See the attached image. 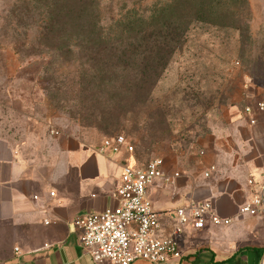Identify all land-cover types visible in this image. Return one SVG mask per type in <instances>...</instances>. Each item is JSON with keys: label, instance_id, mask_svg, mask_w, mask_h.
Wrapping results in <instances>:
<instances>
[{"label": "rangeland", "instance_id": "obj_1", "mask_svg": "<svg viewBox=\"0 0 264 264\" xmlns=\"http://www.w3.org/2000/svg\"><path fill=\"white\" fill-rule=\"evenodd\" d=\"M169 1L100 0L97 13L110 43L127 48L152 30L159 22L157 9ZM181 2L177 23L184 20ZM50 4L60 15V0H0V132L5 136L18 141L67 131L102 141L124 136L141 165L163 158L193 179L209 144L232 133L231 119L240 120L253 99L264 95V0H249L239 29L203 21L191 25L143 103L142 94L129 90L134 76L108 77L104 71L128 62H84L83 49L76 62H59L58 42L47 45L41 36ZM226 10L217 14L232 16ZM117 22L126 26L119 29ZM86 64L96 69L91 93L81 91L79 83Z\"/></svg>", "mask_w": 264, "mask_h": 264}, {"label": "crops", "instance_id": "obj_2", "mask_svg": "<svg viewBox=\"0 0 264 264\" xmlns=\"http://www.w3.org/2000/svg\"><path fill=\"white\" fill-rule=\"evenodd\" d=\"M252 119L253 125L244 114L231 119L232 133L209 144L197 177L166 162L168 173L181 177L150 188L154 209L163 215V236L173 228L174 211L191 199L210 200L221 216L233 219L226 228H187L179 238L181 259L168 264L264 261V217L238 214L251 197L249 179L264 195V113ZM103 141L72 131L18 141L0 132V264H95L81 244L76 219L116 208L123 167H144L125 151H101Z\"/></svg>", "mask_w": 264, "mask_h": 264}, {"label": "built area", "instance_id": "obj_3", "mask_svg": "<svg viewBox=\"0 0 264 264\" xmlns=\"http://www.w3.org/2000/svg\"><path fill=\"white\" fill-rule=\"evenodd\" d=\"M256 112L264 113V95L243 111L251 118L252 125L255 124L252 116ZM101 151L111 154L125 151L133 155L134 147L124 136H116L105 139ZM180 177L178 172L168 173L163 158H156L142 168L123 167L115 192L117 207L81 216L75 221L81 244L95 264H134L137 261L168 264L181 259L179 238L187 228L201 231L209 226L226 228L233 224L232 218L217 212L212 201L191 199L174 211L171 232L167 236L161 235L163 215L154 209L149 190L160 180L168 185ZM248 186L252 188L251 197L239 207L238 214L264 217V195L254 178L248 180Z\"/></svg>", "mask_w": 264, "mask_h": 264}, {"label": "trees", "instance_id": "obj_4", "mask_svg": "<svg viewBox=\"0 0 264 264\" xmlns=\"http://www.w3.org/2000/svg\"><path fill=\"white\" fill-rule=\"evenodd\" d=\"M60 1V15L54 14L55 5H49L48 16L41 33L47 45L51 41L58 42L56 51H60L59 62H76L78 49L85 51L84 62H128L104 71L108 77L110 75L114 77L121 72L134 76V84L130 85L129 90L133 92L134 89L139 92L138 95L142 94V103L149 101L151 92L167 69L174 52L182 44L183 37L191 25L203 21L211 26L239 29L246 17L245 14L249 11V0H182L185 7L181 21L184 20L177 23L175 20L178 19L174 17L175 13L179 12L177 5L182 2L171 0L157 9L159 22L151 26L152 30L126 48L111 44L106 36L97 13L100 0ZM222 9H227L232 16L220 17L217 11ZM116 24L120 26L119 29L126 26L122 22ZM46 47L50 49V46ZM156 49L160 53L153 55ZM86 68L82 69L79 83L84 85L81 91L91 93L92 87L97 85L90 79L93 73H96V69L92 64H86Z\"/></svg>", "mask_w": 264, "mask_h": 264}]
</instances>
